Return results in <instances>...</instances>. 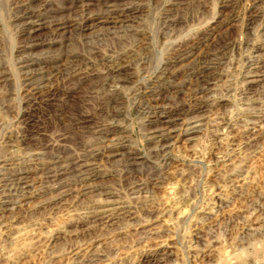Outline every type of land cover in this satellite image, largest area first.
Segmentation results:
<instances>
[{
  "label": "rangeland",
  "instance_id": "374dc122",
  "mask_svg": "<svg viewBox=\"0 0 264 264\" xmlns=\"http://www.w3.org/2000/svg\"><path fill=\"white\" fill-rule=\"evenodd\" d=\"M41 2L49 3L47 20L60 28L35 29L26 37L24 12ZM218 10L221 22L205 31L197 57L169 68L175 81L191 77L190 87L165 91L159 101L165 109L206 103V121L165 151L148 136L149 121L162 120L152 111L160 109L148 105L141 90L174 84L173 77H159V59L176 54L180 40L201 32ZM249 15L254 21L245 30ZM91 16L105 23L90 33L79 30L81 20ZM263 26L264 0L253 8L243 0H0V264H135L163 239L170 243L167 264H263L264 230L248 234L243 228L249 212L259 209L264 216V196L250 194L251 186H264V124L250 137L239 135L246 122L240 108L247 100L240 91L241 64L250 45L264 44ZM238 38L247 44L236 47ZM32 40L38 43L33 56L24 50ZM29 57L54 62L52 70H44V81L18 68ZM203 61L211 67L209 89L194 96L192 89L204 86L193 78ZM117 78L121 87L113 82ZM106 79L118 86L115 91L106 89ZM251 91L264 109V80ZM21 111L25 115L18 120ZM223 121L230 128L216 126ZM112 129L124 131L113 140L125 143L119 154L100 160L84 155L85 145ZM25 171L27 178L19 179ZM90 175L94 186L77 190ZM104 189L121 197L124 213L115 222L90 234L70 226L67 234L50 241L51 229L62 230ZM208 189L219 194L214 205L202 197ZM59 190H69L67 202L50 209L46 201ZM184 198L191 206L183 219L163 211ZM15 200L24 204L10 208ZM39 223L42 229H29Z\"/></svg>",
  "mask_w": 264,
  "mask_h": 264
},
{
  "label": "bare ground",
  "instance_id": "6f19581e",
  "mask_svg": "<svg viewBox=\"0 0 264 264\" xmlns=\"http://www.w3.org/2000/svg\"><path fill=\"white\" fill-rule=\"evenodd\" d=\"M42 1V0H41ZM75 1V0H74ZM82 1V0H81ZM88 1V0H87ZM97 1V0H96ZM247 2V7L248 8H253L255 7L260 0H243ZM73 2V1H72ZM102 2V1H101ZM104 2V0H103ZM52 3V2H51ZM78 3V2H77ZM80 3V2H79ZM86 3V2H85ZM90 3V2H89ZM88 3V4H89ZM87 4V3H86ZM106 4V3H105ZM49 6L48 2H41V4H38V7L36 6V9H32L30 11H26L24 12V17L27 21L26 26H25V30L23 32V35H26V37L32 36V31L35 29H47V31L53 32L55 31V29L60 28L59 25H57L54 21L55 20H47V18L49 17L48 13L50 14L49 9H47V7ZM22 7V6H21ZM240 7V6H239ZM243 7V6H242ZM70 8V7H69ZM133 8V6H132ZM246 8V7H245ZM136 9V8H135ZM255 9V8H254ZM44 11V12H43ZM136 11V10H133ZM241 11H244L243 9ZM43 13H46L45 15ZM221 10H218L214 13V15L205 23L204 28L202 27L201 32L196 31L194 32L191 36L187 37V38H183L181 41V44H178V52L176 54H174L172 57L169 58H163L164 60L159 59L160 61L158 62V67H159V74H161L159 77H173L174 79H172L174 84H168L167 85V89H161V90H155L153 88H148L145 87L143 90H141V95L143 97H145V101L146 103H148V105L154 106L155 108L159 107L160 111L157 112L152 111L153 114H157L159 113L161 116V119L159 121V124H156V121L158 122V118L155 121H149V125H150V129L148 131L149 133V137L153 140V142L160 146L162 149H164L165 151L173 149L174 147L177 146V143L181 140L186 139V135H188L190 133V131L192 130H200V128L202 127V125H204L205 121H206V116L204 114L207 104L203 103L201 105V107H193L192 108H184L183 105L180 106H175L174 107H169L168 109L163 108L160 105L159 101H163L165 95L162 94L165 91H169L170 89H174V88H178V87H183V86H187L190 87L191 85V81L190 78L189 79H180V80H176V75L173 74V72H169V68L172 67V65L176 64L179 61H183L186 60L191 57V58H196L197 55H195V50L198 45V43L204 40V38L207 36V33L205 31L207 30H212L215 26H217L218 24H220L221 20L219 19L221 17ZM246 13V12H245ZM121 14V13H120ZM250 14V13H249ZM104 15V14H103ZM96 16V15H95ZM94 16V17H95ZM245 16V15H244ZM85 17V16H84ZM103 19V18H101ZM120 20V19H119ZM62 21V20H61ZM105 21V20H104ZM104 21H100L99 17L98 18H84L81 20V22L79 23L78 29L83 31H89V33L93 30L94 28L97 27V25L99 24H104ZM178 21V20H177ZM245 23H244V29L248 30L249 26L252 24V22L254 21V16L253 15H249L248 17L245 18ZM115 22V21H114ZM176 23V22H175ZM263 23V22H262ZM33 24H37L38 27H34ZM75 24V23H74ZM76 24H78L76 22ZM112 25V24H111ZM64 26V25H63ZM69 26V25H68ZM261 26V24H260ZM77 27V26H76ZM108 27V26H107ZM120 27V26H119ZM264 27V26H263ZM104 28V27H103ZM113 28V27H112ZM108 29V28H107ZM96 30V29H95ZM97 30H100V28H98ZM102 30V29H101ZM139 30V29H138ZM198 30V29H197ZM256 30V29H255ZM258 30V29H257ZM142 31V30H141ZM97 32V31H96ZM93 34V33H92ZM253 35V34H252ZM166 36V35H165ZM255 36V35H254ZM185 37V36H184ZM23 39V38H22ZM142 41V40H141ZM233 41V40H232ZM263 41V40H262ZM31 42V41H30ZM264 42V41H263ZM177 43V42H176ZM180 43V42H179ZM37 42H34L32 40V42L27 45L24 46L22 48H24V50L26 51L27 55H31L33 56L34 53L33 51L36 50L37 48ZM50 44V42H49ZM234 44L237 46L240 45H245L247 44L246 40H242L240 38H238V40L235 42ZM251 44V42L249 43ZM140 45V44H139ZM142 45V44H141ZM174 45V44H173ZM177 47V46H176ZM248 47V46H247ZM17 48V47H16ZM15 48V49H16ZM126 50V49H125ZM174 50V49H173ZM221 50V49H220ZM129 51V49H128ZM16 52V51H15ZM20 52V51H18ZM23 52V51H22ZM127 52V51H126ZM125 52V54H126ZM133 52V51H132ZM135 52V51H134ZM176 52V51H174ZM99 54V53H98ZM132 54V53H131ZM117 55V54H116ZM30 56V57H31ZM124 56V55H123ZM170 56V55H169ZM29 57V61L30 62H25L23 61H19L21 64L19 65V69H27V71L29 72L28 74L32 77L35 76H39L38 78L41 79L42 81H44V73H46L44 70H52V68H49V64H53L54 62H47L41 58H30ZM111 57V56H110ZM115 57V56H114ZM117 57V56H116ZM115 57V58H116ZM119 57V56H118ZM117 57V58H118ZM168 57V56H167ZM27 58V57H26ZM103 58V57H102ZM106 58V57H104ZM108 58V57H107ZM128 58V55H127ZM203 58H206V55L203 56ZM217 58V57H216ZM24 59V58H23ZM88 59V58H87ZM110 58H108V62H110L109 60ZM122 59V58H120ZM245 59V58H244ZM20 60V59H19ZM191 60V59H190ZM50 61V59L48 60ZM91 62V61H90ZM116 62V61H115ZM63 63V62H62ZM118 63V62H117ZM200 63V62H199ZM203 64L201 65V70L195 72L193 78H195V81H200L201 79V83L204 84V86L202 87H196L192 89V93L194 96L198 95L201 93V95L203 96L204 92L208 91L209 86H208V73L210 72V68L207 62H202ZM79 64V63H78ZM84 64V62H83ZM88 62L85 61L84 65H87ZM48 67H45L47 66ZM111 65V64H110ZM59 67V66H58ZM81 67V66H80ZM121 67V66H120ZM157 67V66H156ZM194 67V66H193ZM87 68V67H86ZM84 68V69H86ZM214 68V67H213ZM78 69V68H77ZM77 69H74L75 73H79V71ZM71 70V69H70ZM107 70V69H106ZM111 70V69H110ZM114 70V69H113ZM240 70V69H239ZM241 92L246 94V96H244L247 100L246 102V106H242V108H240V114L242 113L241 117H243V121L245 122V126L243 127V129L240 131L239 135H244L245 137H250L251 135H253L255 132L257 133L258 130H260V128L263 126L264 124V109H262V107L260 105L257 104L258 99L257 97H255V93L253 91H251L252 89V85L255 82L258 81H262L264 80V44L263 43H254L252 45H250L249 47V55L246 57V59L244 61H242L241 64ZM26 71V72H27ZM118 71V70H117ZM192 71V70H191ZM190 71V72H191ZM69 72V71H68ZM106 72V71H104ZM70 73V72H69ZM73 73V72H72ZM73 73V75L75 74ZM71 74V73H70ZM239 74V73H238ZM107 77V74H105ZM109 75V74H108ZM116 75V74H115ZM211 75V74H210ZM117 76V75H116ZM185 76V75H184ZM104 77V78H106ZM109 77V76H108ZM120 77V76H119ZM23 78V77H22ZM121 78V77H120ZM122 79V78H121ZM233 79V78H232ZM105 80V79H104ZM110 80V79H109ZM119 78H117L115 81L117 85L119 82ZM124 80V79H123ZM122 80V81H123ZM121 81V80H120ZM109 81L106 79L105 85H106V89L107 90H113L115 91L117 89L118 86H122V84L117 85H110L108 83ZM176 82V83H175ZM34 83V82H33ZM115 84V83H114ZM213 84V83H212ZM120 86V87H121ZM143 86V85H141ZM39 87V86H38ZM138 87V86H137ZM213 87V86H212ZM131 88V87H130ZM36 89V88H35ZM42 89V88H41ZM36 93H41L40 90H36ZM66 92V91H65ZM203 93V94H202ZM208 96V95H207ZM109 99V98H108ZM107 99V100H108ZM102 102V101H101ZM219 101H217L218 103ZM242 103V102H241ZM198 104V103H197ZM195 105V104H194ZM210 105V104H209ZM212 105V104H211ZM189 106V105H188ZM191 106V105H190ZM150 107V106H149ZM198 109H201V114H198ZM149 112V111H148ZM24 113L23 111L17 113L18 116V120H23L24 117ZM207 115V114H206ZM16 117V116H15ZM83 117V116H82ZM159 117V116H158ZM16 119V118H15ZM25 119V118H24ZM154 120V119H152ZM148 121V120H147ZM155 123V124H154ZM111 125V124H110ZM147 125V124H146ZM206 125V124H205ZM109 126V125H108ZM114 126V125H113ZM117 126V125H116ZM216 126H219L222 128V130H224L225 128L229 127V122L228 121H223L218 123ZM104 128V127H103ZM109 128V127H108ZM230 128V127H229ZM111 129V128H110ZM124 129V128H123ZM96 130V129H95ZM99 130V129H98ZM97 130V131H98ZM217 130V129H216ZM101 131V130H100ZM98 133V132H97ZM120 133H124V131L121 130H110L107 132H104L102 135H100V139L97 141L96 139V143L94 144H88L87 146L83 145L85 147L83 153L84 155H88L91 159H103L106 157H109L111 155L114 154H119L121 151V149H123V145L125 144H121L122 142L118 141V142H113L114 139H118V137L120 136ZM228 133V132H227ZM101 134V133H100ZM122 136H127V135H122ZM121 136V137H122ZM232 136V135H231ZM74 136H72L73 138ZM234 137V136H232ZM231 137V138H232ZM188 139L190 137H187ZM192 138V137H191ZM223 138V137H222ZM9 139V138H8ZM69 139V138H68ZM148 139V138H147ZM247 139V138H246ZM71 140V139H70ZM74 140V138H73ZM78 140V138H77ZM218 140V139H217ZM10 141V140H9ZM15 141V140H14ZM83 141V140H82ZM91 141V140H89ZM94 141V140H93ZM17 142V141H16ZM74 142V141H73ZM125 142V141H124ZM149 142V140H148ZM8 143V142H7ZM20 143V142H19ZM78 143V141H77ZM86 143V142H85ZM18 143H16L17 146ZM82 145V144H81ZM80 148V145H78ZM126 146V145H125ZM220 146V145H219ZM11 147H14V145L11 144ZM22 147V146H21ZM20 148V147H19ZM65 148V147H64ZM77 148V147H76ZM155 148V147H154ZM16 149V148H15ZM14 149V150H15ZM13 149H11L12 151ZM68 151V149H66ZM72 150V149H71ZM35 151V150H34ZM41 152V149L39 150ZM62 151V150H61ZM66 151V152H67ZM75 151V150H74ZM30 152V151H29ZM39 152V153H40ZM63 152V151H62ZM77 152V151H76ZM80 152V151H78ZM131 152V151H130ZM214 152V151H213ZM36 153V152H35ZM42 153V152H41ZM68 153V152H67ZM31 154V153H30ZM73 154V153H72ZM214 155H212L211 158H216L215 162L218 159V157L215 155V153H213ZM33 155V154H32ZM26 156H28L26 154ZM79 154H78V158H79ZM82 156V155H81ZM67 157V156H66ZM12 158V157H11ZM10 158V159H11ZM34 158V157H33ZM59 158V157H58ZM72 158V157H71ZM18 159V158H17ZM70 159V158H69ZM80 159V158H79ZM88 160V158H86ZM221 159V158H220ZM223 159V158H222ZM4 160V159H3ZM12 160V159H11ZM31 160V159H30ZM62 160V159H60ZM71 160V159H70ZM58 161V159L56 160V162ZM76 161V160H75ZM68 162V161H67ZM88 162V161H87ZM15 163V162H14ZM86 163V161H85ZM84 163V164H85ZM77 164V163H76ZM79 164V163H78ZM95 164V163H94ZM2 165H4L2 163ZM71 165V164H70ZM86 166V165H85ZM35 167V166H34ZM88 167V166H87ZM91 168V167H90ZM35 169V168H34ZM88 170V168H85ZM32 170V169H31ZM81 171V170H79ZM25 174L23 176H20L19 179H25L27 178V171L24 172ZM90 174V173H89ZM18 177V176H17ZM84 177V176H83ZM91 180V175L87 176L85 178V181H87L85 184H82L81 186L78 187L77 190L79 191H83L86 190L87 188H89V186H94L91 184V182L89 183L88 181ZM236 181V180H235ZM240 181V180H238ZM27 183V182H26ZM153 183V182H152ZM238 183V182H237ZM241 183V182H240ZM239 184V183H238ZM235 185V184H234ZM24 186V185H23ZM30 186V185H29ZM54 186V185H53ZM52 186V187H53ZM239 186V185H238ZM235 186V187H238ZM51 187V186H50ZM145 187V186H144ZM207 187V186H206ZM49 189V187H48ZM47 189V190H48ZM177 188L175 187L173 190H176ZM133 190V189H132ZM140 190V189H139ZM170 190V189H169ZM209 190V189H208ZM251 190L252 192L250 194L254 195L256 194L257 196H264V186H251ZM40 191V190H39ZM51 191V189H50ZM78 191V192H79ZM137 191H134L133 193H135ZM171 193V192H170ZM138 194V193H137ZM248 194V195H250ZM69 195V190H59L57 191L55 194H53L47 201H46V205L50 206V209H53L55 207H58L59 205L63 204L66 201V197ZM131 195V194H130ZM248 195H245V198L248 197ZM19 196V195H18ZM76 196V194H75ZM206 197L208 200V205H214L215 203L218 202L219 199V194L217 191L215 190H209L207 193L202 194V197ZM129 197V196H128ZM252 197V196H251ZM14 198V197H13ZM17 198V197H16ZM121 197H119L118 193L113 191V190H109V189H104V190H100L98 192V196L92 200V202L88 203V205L85 204V206H83V210L80 211V213L76 214L74 218H71V220L66 223V225H64L62 228V230L60 229H49L50 232V241H53L59 237H61V233L62 234H67L68 230L67 228L72 226L74 228V230L76 231L78 228H80L83 232L85 233H92L95 232L96 230H98L99 228L101 229L102 227H106L110 224H112L113 222H115V220L117 219V217L119 216V214L124 213V207L122 205V200L120 199ZM173 198V197H172ZM254 198L257 200V197L254 196ZM253 198V199H254ZM135 199V198H134ZM203 199V198H202ZM250 199V198H249ZM4 200V199H3ZM13 200V199H11ZM168 200V199H167ZM166 200V201H167ZM174 200V199H173ZM16 201V200H15ZM165 201V202H166ZM190 199L188 200L187 198H184L183 201L177 203L174 202V205H171L168 207V204L166 202V205L168 208L164 209L163 211L168 212L170 215L173 213H176V215H178L179 217H181V219H183L182 217L187 213L186 211L188 210V207L191 206ZM23 201L18 200L16 202L12 203V207L10 206V208H13L15 205L17 206H21L22 204H24ZM67 202V201H66ZM164 202V204H165ZM163 204V206H164ZM206 204V203H205ZM165 205V206H166ZM6 206V204H5ZM126 206V205H125ZM162 206V207H163ZM207 206V205H205ZM187 207V208H186ZM203 207V206H201ZM251 207V206H250ZM164 208V207H163ZM205 207L201 208V210H204ZM258 208V207H257ZM162 210V209H161ZM208 210V208H207ZM239 210V209H238ZM245 210V209H244ZM253 210V209H252ZM255 210V208H254ZM127 211V210H126ZM159 211V210H158ZM257 211H259V209L255 210V211H251L249 212L247 215H243L246 221V226L243 228L245 230V233H250V234H261L264 230V216L260 217L259 213H257ZM79 212V211H78ZM153 212V210H152ZM151 212V213H152ZM162 212V211H161ZM207 212V211H205ZM150 213V212H149ZM160 213V212H159ZM167 213V214H168ZM263 213V212H262ZM166 214V213H164ZM163 214V215H164ZM168 214V215H169ZM162 215V216H163ZM149 216V215H148ZM73 217V216H72ZM151 217V216H150ZM157 217V216H156ZM154 217V218H156ZM167 217V216H166ZM176 217V216H175ZM177 218V217H176ZM168 219V218H167ZM166 219V220H167ZM148 220V219H147ZM165 220V219H164ZM165 220V221H166ZM149 221V220H148ZM44 222H42L41 224H43ZM29 224V223H28ZM32 224V223H31ZM39 224H34L33 227L31 228L30 225V230L34 231L36 229L40 230L43 228V225ZM171 224V223H170ZM46 226V225H44ZM48 226V225H47ZM50 226V225H49ZM48 226V227H49ZM169 226V225H168ZM51 228H53L51 226ZM48 229V228H47ZM264 233V232H263ZM48 235V236H49ZM95 240V239H94ZM92 240L90 242V244L94 241ZM154 241V240H153ZM169 241H166V239L163 240H157L154 242V245H152L149 249H147L146 251H144L143 253H141L135 260V264H167L168 259L170 257L171 254V250L169 249ZM264 255V254H263ZM262 255V256H263ZM257 257V256H256ZM264 257V256H263ZM135 258V257H134ZM262 258V257H261ZM264 259V258H263ZM262 261V260H261ZM232 262V261H231ZM257 262V261H256ZM255 262V263H256ZM234 263V262H233ZM254 263V261H253ZM257 264V263H256ZM264 264V263H263Z\"/></svg>",
  "mask_w": 264,
  "mask_h": 264
}]
</instances>
